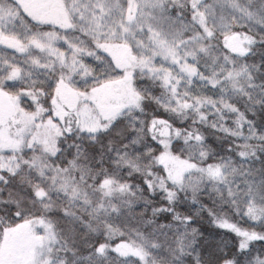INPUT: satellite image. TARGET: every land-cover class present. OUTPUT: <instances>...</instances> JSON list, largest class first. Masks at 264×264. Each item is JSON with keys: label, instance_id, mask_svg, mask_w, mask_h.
Masks as SVG:
<instances>
[{"label": "snow or ice", "instance_id": "1", "mask_svg": "<svg viewBox=\"0 0 264 264\" xmlns=\"http://www.w3.org/2000/svg\"><path fill=\"white\" fill-rule=\"evenodd\" d=\"M0 264H264V0H0Z\"/></svg>", "mask_w": 264, "mask_h": 264}]
</instances>
